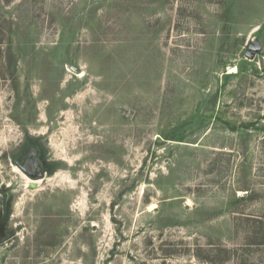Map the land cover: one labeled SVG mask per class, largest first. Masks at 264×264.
Masks as SVG:
<instances>
[{
    "label": "rangeland",
    "instance_id": "obj_1",
    "mask_svg": "<svg viewBox=\"0 0 264 264\" xmlns=\"http://www.w3.org/2000/svg\"><path fill=\"white\" fill-rule=\"evenodd\" d=\"M0 264H264V0H0Z\"/></svg>",
    "mask_w": 264,
    "mask_h": 264
},
{
    "label": "water",
    "instance_id": "obj_2",
    "mask_svg": "<svg viewBox=\"0 0 264 264\" xmlns=\"http://www.w3.org/2000/svg\"><path fill=\"white\" fill-rule=\"evenodd\" d=\"M255 45H256V49H261V47H262L259 41H255ZM36 186H37L36 183L30 184V187H32V188H35Z\"/></svg>",
    "mask_w": 264,
    "mask_h": 264
},
{
    "label": "bare ground",
    "instance_id": "obj_3",
    "mask_svg": "<svg viewBox=\"0 0 264 264\" xmlns=\"http://www.w3.org/2000/svg\"><path fill=\"white\" fill-rule=\"evenodd\" d=\"M28 181H29L30 184H31V183H37V181L32 180L31 178H28Z\"/></svg>",
    "mask_w": 264,
    "mask_h": 264
},
{
    "label": "trees",
    "instance_id": "obj_4",
    "mask_svg": "<svg viewBox=\"0 0 264 264\" xmlns=\"http://www.w3.org/2000/svg\"><path fill=\"white\" fill-rule=\"evenodd\" d=\"M8 1H10V0H8Z\"/></svg>",
    "mask_w": 264,
    "mask_h": 264
}]
</instances>
